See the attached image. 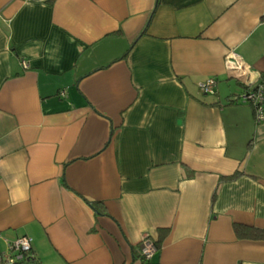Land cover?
<instances>
[{
    "label": "crops",
    "instance_id": "obj_1",
    "mask_svg": "<svg viewBox=\"0 0 264 264\" xmlns=\"http://www.w3.org/2000/svg\"><path fill=\"white\" fill-rule=\"evenodd\" d=\"M261 78L264 0H0V242L29 238L26 264H264L233 230L264 229V122L238 101Z\"/></svg>",
    "mask_w": 264,
    "mask_h": 264
},
{
    "label": "built area",
    "instance_id": "obj_2",
    "mask_svg": "<svg viewBox=\"0 0 264 264\" xmlns=\"http://www.w3.org/2000/svg\"><path fill=\"white\" fill-rule=\"evenodd\" d=\"M23 66H26L23 63ZM200 92L203 94H212L215 88V80L208 78L198 84ZM242 103L254 106L255 118L258 123L264 122V79H262L253 91L245 92L239 98ZM5 251L0 250V264H26L31 249V240L27 237H21L13 242H7ZM156 252V247L148 236L144 238L140 246V255L145 261L152 258Z\"/></svg>",
    "mask_w": 264,
    "mask_h": 264
},
{
    "label": "trees",
    "instance_id": "obj_3",
    "mask_svg": "<svg viewBox=\"0 0 264 264\" xmlns=\"http://www.w3.org/2000/svg\"><path fill=\"white\" fill-rule=\"evenodd\" d=\"M262 79H264V78H261V80ZM215 85H216V80H215ZM256 86L254 88H252V89L247 88L245 90V92H248V91H251V90L254 91L256 89ZM238 101H240V99H238ZM242 104H245V103H242ZM246 105H248L251 108L255 123L256 124H260V123H258L256 121L255 112H254L255 111L254 106H252L250 104H246ZM262 106H264V104H262ZM238 175H239V173H235L234 175H232L230 177H227V178H224V179L231 180V179L236 178ZM215 198H216V193L214 192L213 195H212L211 207H213V205H214ZM233 230H234V233H235L236 237L238 239H240V240L262 241V242H264V229L250 228V227H245V226H242V225L235 224ZM153 243H154V245L156 247L158 242L157 241H153ZM140 246H141V243L139 244V252H140ZM31 264H41V263L37 262L36 260H31Z\"/></svg>",
    "mask_w": 264,
    "mask_h": 264
},
{
    "label": "rangeland",
    "instance_id": "obj_4",
    "mask_svg": "<svg viewBox=\"0 0 264 264\" xmlns=\"http://www.w3.org/2000/svg\"><path fill=\"white\" fill-rule=\"evenodd\" d=\"M209 95V94H208ZM6 248L3 246V243L0 242V250L3 252Z\"/></svg>",
    "mask_w": 264,
    "mask_h": 264
}]
</instances>
